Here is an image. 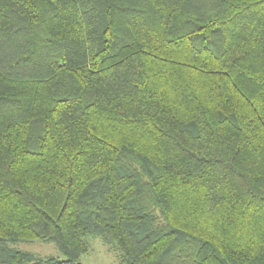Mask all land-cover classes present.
Listing matches in <instances>:
<instances>
[{"label":"trees","instance_id":"1","mask_svg":"<svg viewBox=\"0 0 264 264\" xmlns=\"http://www.w3.org/2000/svg\"><path fill=\"white\" fill-rule=\"evenodd\" d=\"M88 237L264 264V0H0V264Z\"/></svg>","mask_w":264,"mask_h":264},{"label":"rangeland","instance_id":"2","mask_svg":"<svg viewBox=\"0 0 264 264\" xmlns=\"http://www.w3.org/2000/svg\"><path fill=\"white\" fill-rule=\"evenodd\" d=\"M89 250L80 259L82 264H118L116 255L111 252L102 241L95 237H88ZM19 248L32 252L38 256H60L52 244L42 242L22 243Z\"/></svg>","mask_w":264,"mask_h":264}]
</instances>
